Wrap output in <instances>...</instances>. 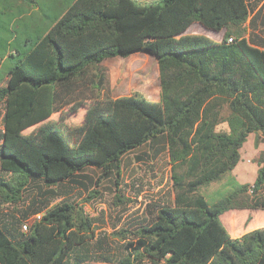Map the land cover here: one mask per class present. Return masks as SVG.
Masks as SVG:
<instances>
[{
	"label": "trees",
	"instance_id": "trees-1",
	"mask_svg": "<svg viewBox=\"0 0 264 264\" xmlns=\"http://www.w3.org/2000/svg\"><path fill=\"white\" fill-rule=\"evenodd\" d=\"M196 24L212 36L193 32ZM260 25L264 3L250 0H73L43 31L13 33L0 60L2 201L20 202L32 183L43 196L85 185L87 167L100 171L98 185L119 184L123 156L159 144L174 204L140 225L119 264H264V166L253 183L232 178L217 198L201 192L233 171L251 133H264ZM140 51L157 59L160 99L113 97L103 61ZM4 58L14 59L3 71ZM33 214L27 230L22 219L0 221V264H87L97 218L68 200Z\"/></svg>",
	"mask_w": 264,
	"mask_h": 264
},
{
	"label": "rangeland",
	"instance_id": "rangeland-1",
	"mask_svg": "<svg viewBox=\"0 0 264 264\" xmlns=\"http://www.w3.org/2000/svg\"><path fill=\"white\" fill-rule=\"evenodd\" d=\"M27 3L23 0H0V60L2 55L9 52L16 43L11 39L13 33L20 34V38L23 39V35L27 32L24 30L26 28L24 21L29 17L17 18L18 20L12 22L19 10L27 11L36 5L31 1ZM250 3L253 7L259 8L264 0H250ZM36 14L32 18L41 17V8ZM247 28L248 34H252L253 31L249 29L248 23ZM192 31L212 36L199 24L194 25ZM254 32L264 38V26H258ZM30 33L33 34L31 31ZM7 40L13 42L9 44ZM13 59L4 58L3 71ZM115 59H127V62L124 65L111 63ZM106 62L111 64L110 67L106 65ZM103 64L109 68L110 82L112 83V79L114 82V86L111 84L113 97L127 95L134 91L156 92L157 84L160 83L157 59L146 51L131 54L129 57H111L107 61L104 60ZM5 84L4 81L2 86ZM4 113L5 102L2 101L0 102V131L3 128ZM80 120L74 118L73 122ZM225 128L227 129L225 123L218 127V129ZM158 147H160L159 144L146 143L126 153L122 160L119 184H116L115 178H112L98 185L96 180L100 171L94 167H87L83 171V174L93 178L92 182L82 177L81 180L85 185L66 183L56 189L57 194L43 196L38 184L32 183L23 192V198L18 203L3 202L0 198V221L19 218L24 224H30L33 219L23 218H38L33 214L36 208L50 209L55 204L68 200L77 208L82 207L89 217L97 218L95 223L97 239L83 250L88 251L90 256L87 264H119L137 244L139 237L136 232L140 225L146 220L155 218L161 206L174 204L175 191L169 154L167 150L156 154ZM262 166H264V133H251L241 149V160L234 171L225 175L222 180L203 187L201 192L206 197L217 198L220 192H225L231 187L233 174L239 172L237 175L239 183L254 181ZM0 175L8 176L1 167ZM258 197H264V188L259 192ZM263 219V216L259 218L260 221ZM22 227L25 230L24 226ZM131 242L133 246L130 245ZM132 262L133 264H153L149 259H144L142 262L132 260Z\"/></svg>",
	"mask_w": 264,
	"mask_h": 264
},
{
	"label": "crops",
	"instance_id": "crops-1",
	"mask_svg": "<svg viewBox=\"0 0 264 264\" xmlns=\"http://www.w3.org/2000/svg\"><path fill=\"white\" fill-rule=\"evenodd\" d=\"M73 2V0H35L34 3L36 4L34 8L25 11L23 14H21L18 18H23V17H29L27 19H25V25L26 28L24 26V30L27 32H33V34H36L38 31H43L44 29L47 28V25L50 21V17H54L55 15H57L59 12L62 11L63 8L68 7L71 3ZM40 4L42 5V7L44 8L41 9L42 14L41 17L39 18L38 16L35 18H32V16L36 13H38V10H40L41 7ZM37 15V14H36ZM129 57V56H128ZM107 61V59H105ZM116 62V63H120V64H126L127 59H115L112 60L111 63ZM106 65H108V67H110V63L106 62ZM112 81V86H114V82L113 79ZM160 83L158 82L157 84V89L156 92H152V93H147V92H142L144 93L147 97H149L150 99L153 100H159L160 99ZM239 165V163L237 164V166ZM236 166V167H237ZM235 167V168H236ZM234 168V169H235ZM233 169V171H234ZM239 172H236V174L234 175V178L236 179L237 182L238 181V175ZM254 181H248V182H243V183H253Z\"/></svg>",
	"mask_w": 264,
	"mask_h": 264
},
{
	"label": "built area",
	"instance_id": "built-area-1",
	"mask_svg": "<svg viewBox=\"0 0 264 264\" xmlns=\"http://www.w3.org/2000/svg\"><path fill=\"white\" fill-rule=\"evenodd\" d=\"M231 41H233L232 37L229 38V42H231ZM249 192L253 193V187L249 189ZM37 217H40V214H37ZM23 226H24L25 230L28 229V225L27 224H24Z\"/></svg>",
	"mask_w": 264,
	"mask_h": 264
}]
</instances>
